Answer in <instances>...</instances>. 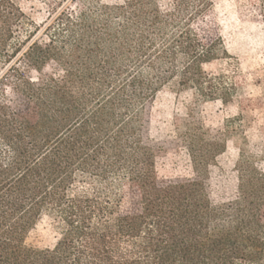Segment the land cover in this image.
Instances as JSON below:
<instances>
[{
	"label": "trees",
	"instance_id": "obj_1",
	"mask_svg": "<svg viewBox=\"0 0 264 264\" xmlns=\"http://www.w3.org/2000/svg\"><path fill=\"white\" fill-rule=\"evenodd\" d=\"M45 1L51 15L32 29L15 0H0V264H264L253 157L240 149L237 195L217 205L205 179L222 134L189 128L194 176L176 179L158 177L148 137L170 80L232 102L237 84L205 68L228 55L212 1ZM45 216L58 239L33 249Z\"/></svg>",
	"mask_w": 264,
	"mask_h": 264
},
{
	"label": "rangeland",
	"instance_id": "obj_2",
	"mask_svg": "<svg viewBox=\"0 0 264 264\" xmlns=\"http://www.w3.org/2000/svg\"><path fill=\"white\" fill-rule=\"evenodd\" d=\"M35 26L42 28L51 15L45 0H15ZM107 4L124 0H102ZM163 9L174 0H156ZM211 19L217 26L228 55L206 65V70L225 74L227 83L235 82L232 102L205 100L196 90L182 88L178 78L158 91L150 109L148 137L155 148L159 178L194 176L183 134L202 126L213 134H222L226 150L209 166L205 179L213 204H223L237 195V161L240 149L253 157L264 173V0H211ZM43 38L40 31L37 38ZM47 71H50L47 69ZM5 92L8 87L1 86ZM210 136V137H211ZM58 239L54 221L45 216L30 231L27 245L33 249L52 248Z\"/></svg>",
	"mask_w": 264,
	"mask_h": 264
}]
</instances>
